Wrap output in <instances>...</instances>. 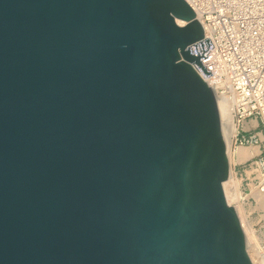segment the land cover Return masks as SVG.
<instances>
[{
  "label": "water",
  "instance_id": "obj_1",
  "mask_svg": "<svg viewBox=\"0 0 264 264\" xmlns=\"http://www.w3.org/2000/svg\"><path fill=\"white\" fill-rule=\"evenodd\" d=\"M202 38L185 0H0V264H253Z\"/></svg>",
  "mask_w": 264,
  "mask_h": 264
},
{
  "label": "built area",
  "instance_id": "obj_2",
  "mask_svg": "<svg viewBox=\"0 0 264 264\" xmlns=\"http://www.w3.org/2000/svg\"><path fill=\"white\" fill-rule=\"evenodd\" d=\"M185 2L201 24V40L212 45L200 60L203 70L192 66L212 89L218 109L237 126L232 148H258L240 164L250 188L264 194V0ZM250 131L254 134L246 136Z\"/></svg>",
  "mask_w": 264,
  "mask_h": 264
},
{
  "label": "rangeland",
  "instance_id": "obj_3",
  "mask_svg": "<svg viewBox=\"0 0 264 264\" xmlns=\"http://www.w3.org/2000/svg\"><path fill=\"white\" fill-rule=\"evenodd\" d=\"M257 131H259V129ZM252 134H254V131L248 132L246 136L252 135ZM248 147H256V146L251 145ZM234 149L235 148H232V144H230V147H228V150L231 152ZM235 160H236L235 156L232 155V171L234 174L233 184L235 186V191L233 193L235 196V201L238 200V204H240L239 200L241 201L240 197H242V207L241 208L244 213L243 214L244 221L246 222V224H248L247 225L248 227L250 225V228L252 229L253 234L256 237V241H255L256 247H254V245L253 247H251L249 256L253 264H264V216H263L264 210L260 208L258 202L253 197L252 192H253V189L255 188L253 186H251L250 188V186L247 184L248 181L246 180V177H245V175H248L247 170L245 169L243 165L240 164L241 162H238L237 160L236 162ZM237 180H240V185L236 187ZM229 185L230 186H227L226 184L225 186H226V189L228 188L227 190L230 192V190L233 189V187L231 184Z\"/></svg>",
  "mask_w": 264,
  "mask_h": 264
},
{
  "label": "bare ground",
  "instance_id": "obj_4",
  "mask_svg": "<svg viewBox=\"0 0 264 264\" xmlns=\"http://www.w3.org/2000/svg\"><path fill=\"white\" fill-rule=\"evenodd\" d=\"M219 113H220V117H221V123L223 121V123L221 124L222 125V134H223V137L225 139L226 148H227V158H228V161L230 164V177L223 184V189H224V193H225L228 204L231 207L232 206L234 207V208L233 207L232 208L234 211H236L235 214L237 215V218H238V220H239V222H240V224H241V226L245 232V236H246L247 244H248L247 252L249 255L251 247H253V245H254V247H256V245H255L256 237L254 236L253 231L250 228V225L248 227L247 226L248 224H246V222L244 221V215H243L244 213H243L242 208H241L242 207V197H240L241 201L239 200L240 204H238V200L235 201V196L233 193L235 191V186L233 184L234 174L232 171V155L235 156V158L238 162H244L246 159H248L252 155L257 154L258 148L248 147V146L247 147L246 146H238L233 151L230 152L228 150V147H230V144H232V142H234L233 141L234 137L237 134V129H236L237 126L233 123L232 116L228 115L221 107H220ZM234 126H236V127H234ZM226 184H227V186L229 184L232 185L233 189H231L230 192L227 190L228 188L226 189V186H225ZM239 185H240V180H237L236 181V187ZM252 194H253V197L255 198V200L258 202L260 208L262 210H264V195L258 194L257 192H255V189H253Z\"/></svg>",
  "mask_w": 264,
  "mask_h": 264
}]
</instances>
